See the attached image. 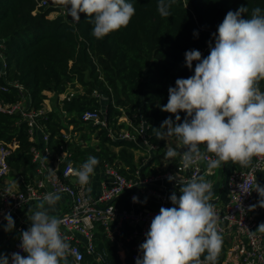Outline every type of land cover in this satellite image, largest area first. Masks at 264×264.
<instances>
[{
  "label": "trees",
  "instance_id": "trees-1",
  "mask_svg": "<svg viewBox=\"0 0 264 264\" xmlns=\"http://www.w3.org/2000/svg\"><path fill=\"white\" fill-rule=\"evenodd\" d=\"M39 1L0 0V44L6 63V76H0V86L16 82L30 97L34 110L44 107L45 92L53 95L51 110L37 118L49 135L52 157L67 152L70 156L63 163H84L94 156L99 160L97 166L108 164L134 182L172 172L179 162V158L166 159L165 153L168 147L181 151L180 141L175 136L157 139L154 129H159L169 117L175 121L174 114L161 111V106L168 102L169 87H175L178 78L194 75L196 62L189 69L185 53L194 49L202 53L210 43L215 44L213 34L230 10L248 7V13L243 14L245 19L251 17L256 7L264 14V0H175L170 17L164 18L157 11L158 0H128L136 9L128 26L98 40L92 35L93 24L86 14L80 13L79 23L74 24L59 15L50 19L48 15L63 6L56 0H46L47 7H38ZM209 52L210 49L207 56ZM76 86L75 95L57 101L58 95L75 90ZM258 86L264 92V79ZM95 93L105 96L106 118L113 128L124 126L116 124L122 116L130 119L133 126L140 120L147 124L150 142L156 150L144 165L143 158L135 159V150L140 147L134 142H113L106 129L81 119L84 111L101 106ZM0 99L16 102L19 91L8 86L6 92L0 91ZM179 115V123L190 119L185 112ZM69 126L72 134H77L76 141L61 148V130H68ZM0 141L14 146L7 158L9 177L17 178L21 189L34 185L39 175L31 160L33 143L19 113H0ZM201 151H206L203 145ZM95 230L94 251L107 264H134V242L127 240L133 230L131 225L124 224L114 241L106 238L102 226L96 225ZM117 242L122 243L124 258H120ZM226 243L223 239L217 264H223ZM206 255L200 259L204 260Z\"/></svg>",
  "mask_w": 264,
  "mask_h": 264
},
{
  "label": "clouds",
  "instance_id": "clouds-1",
  "mask_svg": "<svg viewBox=\"0 0 264 264\" xmlns=\"http://www.w3.org/2000/svg\"><path fill=\"white\" fill-rule=\"evenodd\" d=\"M175 0H158L161 17H170ZM75 23L80 13L93 24L92 35L103 39L110 33L125 28L135 15V7L128 0H56ZM248 7L228 11L213 34L214 46L202 58L199 50L185 53V63L194 75L178 78L175 87L168 89V102L161 111L175 115V121L165 119L155 137L166 140L175 136L182 150L168 147L166 159L179 158L183 168L206 162L208 171L220 168L229 161L248 167L252 158L264 157V92L258 86L264 79V14L252 9L250 18H243ZM180 112L190 119L179 123ZM206 151H201V146ZM208 154H214L211 158ZM98 158L89 156L79 169L69 168L81 185L90 183ZM171 182L176 176L169 175ZM211 181L193 177L180 187V195L173 192L170 201L174 207H161L151 221L145 241L140 245L142 258L135 264H217L223 237L218 227L219 217L211 202L214 193ZM258 204L264 208V186L255 182ZM247 192V191H246ZM61 199L58 192L46 193L28 219L31 226L21 232L20 247L27 253L11 254V264H67L69 244L61 233V220L49 214ZM133 202H139L133 196ZM146 202V201H145ZM46 205L48 207H46ZM5 231H12L15 221L10 213L4 215ZM264 233V222L255 231ZM207 253L204 261L200 257ZM0 264H9V257L0 253Z\"/></svg>",
  "mask_w": 264,
  "mask_h": 264
},
{
  "label": "built area",
  "instance_id": "built-area-1",
  "mask_svg": "<svg viewBox=\"0 0 264 264\" xmlns=\"http://www.w3.org/2000/svg\"><path fill=\"white\" fill-rule=\"evenodd\" d=\"M38 7H47L46 0H40ZM56 13L69 22L75 23L72 17L68 16L64 7L58 9ZM211 45L214 46V43H211ZM2 47L0 44V76L5 78L6 63L1 53ZM209 49L210 47H207L203 50L202 58L207 57ZM8 86L18 89L19 100L9 103L0 99V113H19L23 121L27 123L28 133L33 143L30 148L31 160L37 165L39 178L34 185L22 189L0 185V227L6 222L4 219L5 214L10 213L12 217H17L24 205L28 202H41L43 196L48 192H58L60 196L68 195L72 199L69 210L54 217L61 220V233L67 238L69 244V254L67 256L69 264H107L104 257L94 251L93 241L96 225L102 226L106 238L114 241L118 239L124 224L133 227L127 240L134 242L131 259L135 264L137 258H142L140 245L146 239V233L150 228L152 219L159 214L161 207L168 208L166 194L153 185L162 183L169 175L176 176V179L171 182L177 186L187 183L193 177H204V180L210 181L209 178L214 174L215 169L209 172L206 162H200L187 169L183 168L178 162L176 169L172 172L151 175L134 182L106 164L103 166V172L108 181L101 185L95 195H92L90 183L87 185L79 184L69 171L70 167L79 169L83 163L68 161L63 163L61 169L53 167L52 154L49 150V135L37 123V118L51 109L47 110L45 107L39 110L32 109L30 107V97L23 92L22 87L16 82H7V85L0 86V91L6 92ZM77 89L78 86L75 90H69L58 95L57 101L71 98L77 93ZM94 97L100 101L101 106L98 109L84 111L81 114L83 121L106 129L108 137L113 142L132 141L148 153L155 152L156 146L151 144L150 135L147 133L148 126L143 120H140L137 126H133L130 119L122 116L118 118L116 124L123 125V121H126L127 127L122 126V128L115 129L106 118L105 96L95 93ZM131 129L132 131H130ZM61 138L63 140L61 148L63 145L67 147L68 143L73 142V140L76 141L77 134L75 132L72 134V126H69L68 130H61ZM13 148V145L0 141V181L9 177L10 169L7 158ZM62 154L64 157L70 156L67 152ZM208 155L215 158L214 154ZM237 166L227 174L225 179L227 201L224 204L213 202L219 217L220 235L230 238V245L226 251L223 264H264V233L256 231L254 235L250 234V231H255L259 225L257 215L261 208L256 207L254 210H250V206L258 204L259 201V194L254 191L255 182L264 186V157L254 156L251 165L248 167H242L238 163ZM72 178L75 183L71 182ZM123 193H127L132 206L138 203L133 202V196L139 198L142 195L155 198L158 201V207L136 211L114 206V199ZM30 226L19 225L17 227L16 240L7 254L9 264H11L12 253L18 252L22 256L27 255L20 247V237L21 232L27 230Z\"/></svg>",
  "mask_w": 264,
  "mask_h": 264
},
{
  "label": "crops",
  "instance_id": "crops-1",
  "mask_svg": "<svg viewBox=\"0 0 264 264\" xmlns=\"http://www.w3.org/2000/svg\"><path fill=\"white\" fill-rule=\"evenodd\" d=\"M47 99L46 102L44 103V107L48 110L49 108V101L50 98L52 97V100L54 99L53 95L50 92H45ZM124 127H127V122L123 121L122 123ZM140 148L138 150H135L136 152H141L144 153L145 158L142 159L141 164L144 165L152 156V153H148L144 148L139 146ZM136 157V156H135ZM64 155L61 154L60 156H54L51 158V161L53 163V167L57 169H61L63 166V161H64ZM145 162V163H144ZM237 163H233L232 161L227 162L226 164H222L220 168H216L214 171V174L209 178L213 188L212 191L214 193V197L212 199V203H217V204H224L227 201V189L225 187V179L227 174L234 168H237ZM204 179V177H203ZM108 181L107 176L103 172V166H96L95 168V173L94 175L91 176V182H90V192L92 195H95L101 185L103 183H106ZM72 183H75L74 179H71ZM184 184H179L175 186L173 182H170L168 179L163 181L162 183H157L154 184L153 186L159 191H162L163 193L166 194L168 203L167 207H174V205L170 201V196L173 192L176 193L177 196L180 195V190L179 188L184 186ZM0 185H9L12 188L16 189H21V183L17 178H10L7 177L3 180L0 181ZM139 202L132 206L129 202L128 195L127 193H123L117 198L114 199L113 204L114 206L121 208V209H126V210H144V209H156L158 207V201L155 198L152 197H145L140 195L138 198ZM146 201V202H145ZM40 202H28L26 205L22 207V209L19 211L17 217H13L15 221V227L13 228L12 231L8 232L5 231V227L7 224V221L0 227V253L7 255L9 250L11 249L14 241L16 240L17 237V227L19 225L21 226H27L31 225L30 220L28 219V216H31L35 211L39 210L37 209V204ZM72 203V199L68 195H61V199L55 204L54 208H49V214L51 216H58L62 213H65L69 210L70 205ZM46 207H48L46 205ZM257 220L260 223L264 222V209L259 211L257 215ZM96 231V230H95ZM223 239L227 242L225 244V247L228 248L230 245V238L228 236H224ZM82 240V239H81ZM119 255L121 256L120 258H124V249L122 248V243L119 242ZM69 264V262H67Z\"/></svg>",
  "mask_w": 264,
  "mask_h": 264
},
{
  "label": "rangeland",
  "instance_id": "rangeland-1",
  "mask_svg": "<svg viewBox=\"0 0 264 264\" xmlns=\"http://www.w3.org/2000/svg\"><path fill=\"white\" fill-rule=\"evenodd\" d=\"M58 16V13H56V12H51L49 15H48V18H50V19H54L55 17H57ZM53 103H54V99L52 100V97L50 98V101H49V107H53ZM51 108H49V109H51ZM135 159L136 160H139V159H144L145 158V155H144V153H141V152H136L135 153ZM145 163V162H144Z\"/></svg>",
  "mask_w": 264,
  "mask_h": 264
}]
</instances>
